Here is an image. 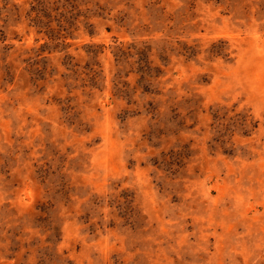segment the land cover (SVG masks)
Here are the masks:
<instances>
[{"label": "rangeland", "instance_id": "obj_1", "mask_svg": "<svg viewBox=\"0 0 264 264\" xmlns=\"http://www.w3.org/2000/svg\"><path fill=\"white\" fill-rule=\"evenodd\" d=\"M0 264H264V0H0Z\"/></svg>", "mask_w": 264, "mask_h": 264}]
</instances>
